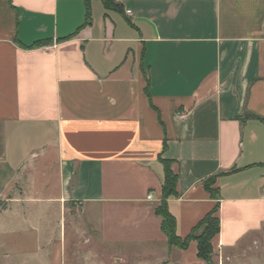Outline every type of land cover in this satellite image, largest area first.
<instances>
[{"label":"crops","instance_id":"crops-1","mask_svg":"<svg viewBox=\"0 0 264 264\" xmlns=\"http://www.w3.org/2000/svg\"><path fill=\"white\" fill-rule=\"evenodd\" d=\"M116 3L0 0V264H205L166 162L182 239L264 232V0Z\"/></svg>","mask_w":264,"mask_h":264},{"label":"trees","instance_id":"trees-1","mask_svg":"<svg viewBox=\"0 0 264 264\" xmlns=\"http://www.w3.org/2000/svg\"><path fill=\"white\" fill-rule=\"evenodd\" d=\"M107 9H118L119 5L115 0H102ZM165 177L163 182V200L156 213L162 218V230L168 238L169 244L178 249H187L192 241L198 243V257L207 264H216L214 262L213 239L220 233L221 225L217 216L218 206L209 213L197 227L185 238L182 239L177 233V222L175 217L168 209V200L177 196L178 175L170 168L168 162L165 165ZM213 180L206 183L207 190L213 198L216 193L212 189Z\"/></svg>","mask_w":264,"mask_h":264},{"label":"rangeland","instance_id":"rangeland-1","mask_svg":"<svg viewBox=\"0 0 264 264\" xmlns=\"http://www.w3.org/2000/svg\"><path fill=\"white\" fill-rule=\"evenodd\" d=\"M67 230L68 248L70 249L72 235L69 227ZM68 253L70 256L72 250ZM214 262L216 264H264V232L248 237L233 250L215 253Z\"/></svg>","mask_w":264,"mask_h":264},{"label":"built area","instance_id":"built-area-1","mask_svg":"<svg viewBox=\"0 0 264 264\" xmlns=\"http://www.w3.org/2000/svg\"><path fill=\"white\" fill-rule=\"evenodd\" d=\"M117 2H119V3H122V2H124L125 0H116ZM149 199H151L152 198V196L151 195H149V197H148Z\"/></svg>","mask_w":264,"mask_h":264}]
</instances>
